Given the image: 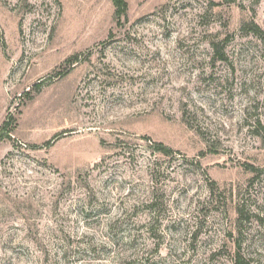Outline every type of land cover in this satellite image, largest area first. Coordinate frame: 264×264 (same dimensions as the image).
<instances>
[{"label":"rangeland","instance_id":"1","mask_svg":"<svg viewBox=\"0 0 264 264\" xmlns=\"http://www.w3.org/2000/svg\"><path fill=\"white\" fill-rule=\"evenodd\" d=\"M126 1L0 0V264H264V0Z\"/></svg>","mask_w":264,"mask_h":264},{"label":"trees","instance_id":"2","mask_svg":"<svg viewBox=\"0 0 264 264\" xmlns=\"http://www.w3.org/2000/svg\"><path fill=\"white\" fill-rule=\"evenodd\" d=\"M112 1H113L114 6H115V9H116L114 16L116 19H120L121 16L123 15V13H125V11L128 9V3L126 0H112ZM75 63H76L75 60L72 59L69 62L68 66L71 67ZM158 151L160 153H164V154L169 153V150H167L164 147H160ZM240 259H241L240 256L237 255L236 260H235V264H242Z\"/></svg>","mask_w":264,"mask_h":264}]
</instances>
